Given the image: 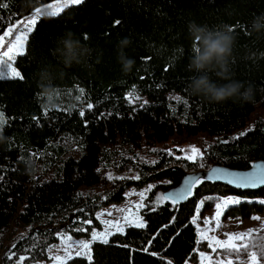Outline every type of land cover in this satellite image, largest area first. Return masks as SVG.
I'll return each mask as SVG.
<instances>
[{
  "label": "trees",
  "instance_id": "trees-1",
  "mask_svg": "<svg viewBox=\"0 0 264 264\" xmlns=\"http://www.w3.org/2000/svg\"><path fill=\"white\" fill-rule=\"evenodd\" d=\"M50 1L0 0L8 4L0 8V34ZM262 15L264 0H85L42 16L13 59L24 79H0L7 121L0 128V264L47 260L59 230L87 234L99 207L149 181L143 228L112 232L107 243H90L91 260L74 254L62 264H183L198 243L192 218L201 198L235 195L242 203L232 213L261 211L264 186L199 179L193 195L175 204L162 192L178 183L177 166L247 168L264 158V28L253 29ZM191 21L232 27L230 71L253 85L251 102H210L191 92L198 75L188 68ZM69 31L90 50L82 65L66 67L55 52ZM124 38L130 43L122 47ZM121 55L134 61L127 71ZM194 140L203 153L195 162L180 149Z\"/></svg>",
  "mask_w": 264,
  "mask_h": 264
},
{
  "label": "rangeland",
  "instance_id": "rangeland-1",
  "mask_svg": "<svg viewBox=\"0 0 264 264\" xmlns=\"http://www.w3.org/2000/svg\"><path fill=\"white\" fill-rule=\"evenodd\" d=\"M49 3H53V1L47 2L39 7L45 8V6ZM45 10L48 9L45 8ZM33 13L34 11L19 19L17 22L21 20H27V18L31 17ZM19 30L23 31L24 29L21 27ZM0 51H2V49H0ZM10 63L13 64V61ZM192 146L200 149L199 143H197L195 140L191 142H185L180 146V149L184 150L181 151V155L184 156L186 152L191 154ZM154 185L155 181H149L139 187H135L133 185L126 187L123 192L124 197L122 200L104 204L95 211V217L98 221V224L92 225L87 234L75 235L70 231L59 230L57 232V241L47 250L48 259L37 261L33 264H62L66 259L74 255L79 250L81 244L88 243L90 246L92 241L98 240L93 239L94 235L98 236L99 234L104 233L105 235L103 238L106 239L110 233L117 231V227L124 230L126 226L135 225L137 222H142L144 224L145 221L141 214V208L144 205L145 197ZM141 193H143L142 196ZM229 197L237 198L235 195H210L204 196L199 200L195 214L193 216V218L198 217L197 222L195 223L198 230V243L194 248L193 257L187 259L183 264H208L207 258H202L199 255L201 252L211 255L213 264H215L217 259L227 256V253L219 251L217 253H213L212 250L207 246V241L201 242V230H205L210 236L216 235L220 239L226 238L224 235L225 233H244L250 229L255 230L252 233L251 240L245 239L243 242L249 244V251H256L258 254L261 251H264V208L261 211H252L247 216H241L237 213H232L231 209L229 208L222 214L219 221L212 219L214 218L216 212L215 204L220 203L224 198ZM201 201H204L202 206H200ZM138 205L141 206L137 207ZM198 206H200L199 209ZM253 217H260V219H254ZM206 218L212 220V222L205 224L203 221ZM105 221H109L110 223H105ZM217 224H219V227H216ZM69 237L71 239H69ZM69 253H71V256H69ZM88 255H90V250L88 251ZM56 256L64 257L65 259L58 262L55 260ZM230 258L233 260L236 259L235 255H232ZM247 260L248 256L244 253H241L240 259L239 261H236V264H245ZM261 264H264V261H262Z\"/></svg>",
  "mask_w": 264,
  "mask_h": 264
},
{
  "label": "snow or ice",
  "instance_id": "snow-or-ice-1",
  "mask_svg": "<svg viewBox=\"0 0 264 264\" xmlns=\"http://www.w3.org/2000/svg\"><path fill=\"white\" fill-rule=\"evenodd\" d=\"M85 3V0H53V3H49L45 6V8L42 7H36L34 9V13L31 17L27 18V20H21L17 23H13L10 26L6 28V30L0 34V79H8V78H19L20 80L24 79V76L22 73L13 66L11 61H13L14 56L22 55L23 54V46L25 42L28 39V35L32 33L36 25L38 23V20L42 16H49V17H57L59 16L66 8H68L70 5L79 6ZM7 3H0V8H7ZM115 23L119 24L120 21H116ZM23 27V31H20L19 29ZM7 45V46H6ZM6 46V47H5ZM83 90L81 89V92ZM132 94L129 93V99L131 100ZM79 99V97H78ZM136 99H139V97H136ZM145 104L147 101L144 102ZM143 107V105H141ZM88 109L93 108V105L89 103L87 105ZM80 115L84 116V111H80ZM6 120L4 117V113L0 112V128H2L6 124ZM246 133H242L241 135H245ZM227 141H225L226 143ZM181 151H184L181 149ZM169 154H171V150H169ZM203 153H201L200 149L192 146L191 147V154H188L187 152L184 155V159L190 160V161H196L198 156L202 157ZM181 157H177V159H180ZM155 163V161H153ZM200 167H203V164L199 165ZM214 175H209L207 178L209 180L211 179H217V180H227V183L234 185L237 188H257L262 185H264V165H256V171L243 173V174H219V169H213ZM139 176L133 177V179H139ZM109 179H112L111 176H109ZM203 181L199 179L186 181V188L178 193L175 197H163L162 199L168 200L171 199L172 202L178 203L181 200H185L188 197L193 195L192 189L198 185L201 184ZM143 193H141V196ZM242 203L241 199L239 198H224L220 203L215 204L216 212L214 220L219 221L222 214L227 211L231 206L238 205ZM261 204H264V200L260 201ZM204 204V201L200 202V206ZM141 205H138L137 207H140ZM198 206V209L199 207ZM254 219H260V217H253ZM198 217L193 218V223L195 224L197 222ZM205 224H209L212 222L210 219H205L203 221ZM90 223V221H89ZM105 223H110L109 221H105ZM135 227L143 228L144 224L142 222H137L134 225ZM216 227H219V224L216 225ZM117 231H123L122 228L117 227ZM255 230H248L244 233H225V239H220L216 235H208L205 230L200 231V238L201 242L207 241V246L212 250L213 253L223 252L227 253V256L224 258L217 259L215 261V264H236V261H239L240 254L244 253L248 256V260L245 262V264H261L262 261H264V251H261L259 254L256 251H249V244L244 243L245 239L251 240L252 233ZM104 233L93 236V239L101 240L103 243H107L108 241L104 239ZM69 239H71L69 237ZM90 250V246L88 243H83L80 245L79 250L75 253L77 257L81 255H85L87 259L91 260V256L88 255V251ZM15 255V253H13ZM202 258L206 257L208 264H213V259L211 255L205 254L201 252L199 254ZM232 255H235V260L230 258ZM69 256H71V253H69ZM11 259V257H9ZM65 258L56 256V261H63ZM25 260V257L20 256L19 261L23 262Z\"/></svg>",
  "mask_w": 264,
  "mask_h": 264
},
{
  "label": "clouds",
  "instance_id": "clouds-1",
  "mask_svg": "<svg viewBox=\"0 0 264 264\" xmlns=\"http://www.w3.org/2000/svg\"><path fill=\"white\" fill-rule=\"evenodd\" d=\"M264 28V15L253 21V29L259 32ZM190 37L193 41L192 55L189 57L188 68L198 75L193 76L189 88L194 95H201L210 102L221 103L229 99L233 103L251 102L254 99L253 85L245 84L233 78L230 71V58L233 53L236 36L229 25L210 28L207 24L199 25L195 21L188 25ZM61 47L55 52L62 57L63 64L71 67L74 63L82 65L86 62L89 48L82 45L79 39L74 38V33L67 32L66 36L58 41ZM128 38L120 41V45L127 46ZM120 60L127 71L134 63L133 60L120 56ZM212 74L225 83H218L212 79ZM243 89V90H242ZM4 139L0 132V141Z\"/></svg>",
  "mask_w": 264,
  "mask_h": 264
},
{
  "label": "water",
  "instance_id": "water-1",
  "mask_svg": "<svg viewBox=\"0 0 264 264\" xmlns=\"http://www.w3.org/2000/svg\"><path fill=\"white\" fill-rule=\"evenodd\" d=\"M256 165H264V158L254 160L250 164V166H248L247 168H237V167H231V166L224 165V164L213 163L207 168H203V169H199V170H193V171H186L183 168L177 166L176 168L178 169V171L180 172V175H181L178 183L171 185V186L167 187L166 189H164L162 192V195H163V197H166V196L175 197L178 193H180L181 191H183L186 188V183H185L186 181L195 180V179L209 180L207 177L209 175H214L213 169H219L220 170L219 174H225V173L243 174V173L256 171ZM211 181L227 184L229 186L237 188L234 185L227 183V180L211 179ZM262 186H264V185H262ZM238 189L245 190L244 188H238ZM248 189L252 190V189H256V188H248ZM169 200H171V199H169Z\"/></svg>",
  "mask_w": 264,
  "mask_h": 264
}]
</instances>
